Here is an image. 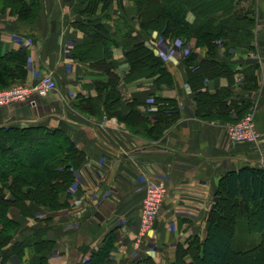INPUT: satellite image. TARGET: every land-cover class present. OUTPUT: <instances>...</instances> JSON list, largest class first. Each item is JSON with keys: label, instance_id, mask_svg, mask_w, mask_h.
<instances>
[{"label": "crops", "instance_id": "1", "mask_svg": "<svg viewBox=\"0 0 264 264\" xmlns=\"http://www.w3.org/2000/svg\"><path fill=\"white\" fill-rule=\"evenodd\" d=\"M38 1L40 10L34 23L22 22L8 13L0 17V43L4 52L28 53L27 74L20 81L31 84L50 73L56 89L45 97H36L34 107L28 103L0 107V128L58 129L82 152L84 162L74 171L66 209L51 211L28 204L33 217L10 209L9 216L18 223L14 240L20 241L42 228L45 238L53 243L48 264H86L113 232L110 264L174 263L178 246L186 248L189 240L205 238L207 218L218 201L216 190L221 178L245 166L264 170V0H231L239 6L256 5L252 51L240 54L228 48L218 49L219 60L235 69L232 82L225 77L204 82V90L209 92L230 88L232 107L249 104L260 133L254 144L231 142L227 128L233 122L228 119L197 116L195 95L187 84L182 52L177 49L171 59L168 51L165 60L174 81L171 86L157 89L151 79L124 80L129 72L124 53L133 44L144 41L162 56L160 40L158 46L150 36L140 32L133 16L128 25L134 30L124 39L126 46L111 49L119 78V116L124 119L136 113L147 118L151 125L156 121L154 98L162 97L177 102L179 118L158 140H150L137 133L144 130L141 123L135 124L130 119L132 127L128 128L118 117L107 116L104 95L97 99L93 86L96 79L103 77L71 55L74 47L83 43V33L75 24L87 18L66 0ZM101 9L99 6L96 17H102ZM124 18L129 19L112 4L103 23L114 32V21ZM186 19L192 22L194 16L188 13ZM120 27L118 21L117 29ZM119 34L117 39L122 36ZM193 54L203 59L206 53L198 50ZM247 66H254L253 89L245 88L243 70ZM217 112V108H212L211 114ZM235 117L232 112L230 118ZM150 185L164 186L166 198L153 229L139 238L142 200ZM29 257L30 251L25 250L22 260L12 257L6 264H26Z\"/></svg>", "mask_w": 264, "mask_h": 264}, {"label": "trees", "instance_id": "2", "mask_svg": "<svg viewBox=\"0 0 264 264\" xmlns=\"http://www.w3.org/2000/svg\"><path fill=\"white\" fill-rule=\"evenodd\" d=\"M8 1L7 8L12 15L22 22L36 21L40 10L38 0ZM108 1H73L76 12L87 19L75 24L83 33V43L71 51L74 59L87 63L103 77L96 79L93 86L97 99L104 95L107 116L118 117L128 128L132 127L130 119L141 123L144 125L143 136L150 140H158L179 118L177 102L162 97L154 98L156 121L151 125L147 118L136 113L124 119L119 116V78L111 49L126 46L124 39L134 30L128 25L132 20L130 16L145 36L156 27L160 30L158 33L167 37L168 30L179 27L181 32L172 35L182 36L184 30L207 48L203 59L193 53L184 59L187 84L195 95L199 118H224L234 123L249 112L250 106L245 102L232 107L230 88L209 92L204 90V82L216 77H225L232 82L235 69L219 60L216 42L246 52L251 50L255 24L253 4L239 6L231 0H138L136 15H128L122 4H118L120 13L129 19L115 20L116 29L111 32V28L103 23L112 6ZM99 6L102 17H96ZM188 13L194 16L192 22L186 19ZM117 32L122 34L120 39L116 37ZM27 56V52L20 50L4 52L0 43V88L25 78ZM124 58L129 63L125 81L151 79L157 89L173 84L165 62L144 41L133 44L124 53ZM253 70L254 66L243 70L247 89L255 88ZM212 108H217L215 115L211 114ZM232 112H235V119L230 118ZM83 162L82 152L58 129L42 126L0 128V264L8 263L12 257L22 260L25 250L30 251L26 264H48L53 243L45 238V229L39 228L30 236L15 241L18 223L9 216V211L16 208L24 216H33L28 202L51 211L66 209L71 199L74 171ZM216 196L218 201L207 218L205 238L189 240L186 248L178 246L172 264H264V170L245 166L228 172L219 181ZM255 235L258 238L252 239ZM114 238L113 232L109 233L86 264H110L108 255L114 248Z\"/></svg>", "mask_w": 264, "mask_h": 264}, {"label": "built area", "instance_id": "3", "mask_svg": "<svg viewBox=\"0 0 264 264\" xmlns=\"http://www.w3.org/2000/svg\"><path fill=\"white\" fill-rule=\"evenodd\" d=\"M161 57V56H160ZM56 89L52 74L47 73L31 84H14L0 91V107L14 103H28L34 107L36 97H45ZM227 137L231 142L257 143L260 133L257 131L252 111H249L237 123L227 128ZM166 198V189L162 185H150L146 188L142 200L138 224L139 238L145 237L152 229Z\"/></svg>", "mask_w": 264, "mask_h": 264}, {"label": "rangeland", "instance_id": "4", "mask_svg": "<svg viewBox=\"0 0 264 264\" xmlns=\"http://www.w3.org/2000/svg\"><path fill=\"white\" fill-rule=\"evenodd\" d=\"M69 2V4H73V1L74 0H66ZM138 0H109L107 3L109 4H116L118 6V4H122V6L124 7L123 9L127 10V13L128 15L130 14H134L136 15L137 12H138ZM8 4H10V2L8 0H0V17L6 15V13H8L9 15H12L11 14V11L8 7ZM40 4V3H39ZM249 4H246V6H248ZM253 7H254V12H255V9H256V5L253 4ZM8 11V12H7ZM12 16H15V15H12ZM255 16H256V12H255ZM17 17V16H16ZM254 27H255V24H254ZM253 27V28H254ZM158 28L154 27L152 29H150L149 31V34L148 36H150L149 38L152 40V42H154L155 44H157L160 40L159 43H161L162 45H160L158 43V46L160 45V47L162 48L160 50V52H162V56H161V59L165 62L166 59V56H167V52L169 51L170 53L168 54L170 57L169 59H171L175 53L174 51L177 49L178 51L182 52V55H181V59H185L190 53H193V51H198V50H204V52L206 53L207 52V48L205 46H203V44L194 36L192 35H189L187 32L185 33V31L183 30L182 31V36H174L172 34H176L177 32H181V30H179V27L177 28V30H174V29H170L168 30V36L167 37H164L162 36V34L158 33V31L160 30H157ZM171 32V33H170ZM253 39H254V34H253ZM253 42V41H252ZM216 45H217V50L218 49H231V50H234L235 52H238V53H246V51H243V50H238V49H235L233 47H226L224 46V44L220 41L216 42ZM165 50V51H164ZM249 51H252V48L251 50ZM248 51V52H249ZM100 55V52L97 53V57ZM175 57V56H174ZM43 76V75H42ZM41 76V77H42ZM26 84L22 81H18V82H13L9 87H11L12 85L14 84ZM9 87H6V88H9ZM6 88H0V91L6 89ZM103 97H101L100 95V100L102 99ZM86 108L89 109V111L91 112H94V109H92V107L90 105H87ZM245 116V115H244ZM242 116V117H244ZM238 122V121H237ZM237 122H234L232 124H235ZM134 123V122H132ZM137 123V122H136ZM135 123V124H136ZM231 125V124H230ZM138 134L140 135H144V132L143 130H138L137 131ZM27 204H31V203H27ZM41 208V207H40ZM26 217H33V216H26ZM137 231H138V228H137ZM138 234V233H137ZM247 239V237H246Z\"/></svg>", "mask_w": 264, "mask_h": 264}]
</instances>
